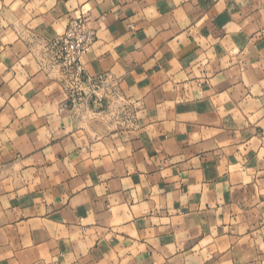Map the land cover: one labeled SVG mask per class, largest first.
<instances>
[{"label": "crops", "instance_id": "crops-1", "mask_svg": "<svg viewBox=\"0 0 264 264\" xmlns=\"http://www.w3.org/2000/svg\"><path fill=\"white\" fill-rule=\"evenodd\" d=\"M0 264H264V0H0Z\"/></svg>", "mask_w": 264, "mask_h": 264}, {"label": "built area", "instance_id": "built-area-1", "mask_svg": "<svg viewBox=\"0 0 264 264\" xmlns=\"http://www.w3.org/2000/svg\"><path fill=\"white\" fill-rule=\"evenodd\" d=\"M69 33L72 35H68ZM81 36L85 38L80 39ZM95 38L94 29L82 15L70 18L65 33L50 43L51 67L57 69L66 81L68 89L80 91L87 87L102 86L101 81L96 82L88 77L83 62Z\"/></svg>", "mask_w": 264, "mask_h": 264}, {"label": "clouds", "instance_id": "clouds-1", "mask_svg": "<svg viewBox=\"0 0 264 264\" xmlns=\"http://www.w3.org/2000/svg\"><path fill=\"white\" fill-rule=\"evenodd\" d=\"M49 6H51V5H49ZM95 15H97L96 13H94V16ZM68 35H72V33H69ZM80 39H84L85 37H83V36H81V37H79Z\"/></svg>", "mask_w": 264, "mask_h": 264}]
</instances>
